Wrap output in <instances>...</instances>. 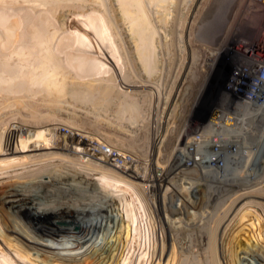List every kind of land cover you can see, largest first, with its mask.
I'll return each instance as SVG.
<instances>
[{
  "label": "rangeland",
  "instance_id": "obj_1",
  "mask_svg": "<svg viewBox=\"0 0 264 264\" xmlns=\"http://www.w3.org/2000/svg\"><path fill=\"white\" fill-rule=\"evenodd\" d=\"M121 1L136 2L133 3L136 6L140 4L138 7L141 6L142 15L146 16L148 30L143 31L145 34L142 33L137 38V45H134L136 41L134 42L129 24L123 23ZM151 1L106 0L107 5L103 0L26 1L21 22L30 18L38 27L32 34L34 36L30 35L31 39L30 36L28 38L30 51L27 52L24 64L21 66L18 61H9L10 65L2 72L0 148H18L21 152L18 155L30 153L32 156L30 159H13L15 162L10 164L8 171L0 173V254H3L0 255V264L7 260L9 264H35L33 253L38 250L36 247L29 250L26 240L32 235L38 236L39 233H51L58 229H66L67 234L78 235L79 241L85 235H89V238L97 229H102L103 234L107 233L104 241L109 243L99 245V253L102 249L106 251L101 259H106L111 249L113 253L116 249L115 257L108 259L105 264H118L119 260V264H209L212 262L210 247L205 239L199 237V233L204 229L209 231L210 228V231L215 228L212 232L218 235L230 234L226 240L228 245L225 264H264V211L251 210L250 205L254 201L257 203V200L264 203V146L259 154L263 164H257L255 155L253 161L247 157L240 162V167L239 164L234 166L243 170H239V178L235 180L237 184L222 192L223 195L220 193L215 200L217 203L212 205L213 208L205 202L209 199L199 198L201 204L198 209L188 205L186 194L189 189H197V181L191 179L197 178L198 173L190 172L189 176H182L175 170V165L172 166L176 152L174 146L185 140L184 132L204 99L203 94L205 96L209 72L203 70L202 66H209L206 62L209 54L204 46L216 48V36L219 41L222 35L221 41L226 44H232L238 37L254 36L263 19L264 3L261 0H159L165 2L163 8L160 4L146 8V3ZM97 12L104 15L97 19L99 30L94 28L95 33L88 35L84 23L91 16L99 15H96ZM81 17L83 22L79 19ZM210 23L213 24L208 29ZM126 27L131 30L126 32ZM239 32L244 34L240 35ZM4 48L2 44L0 52ZM17 51V44L9 45L7 61ZM77 67L85 79L72 80L69 77L70 71L75 72L73 69ZM15 80L16 84L13 85ZM69 87H75L76 92L71 88V92H74L69 91L68 95ZM88 92L95 96L88 95ZM84 93L90 96L89 99ZM75 97L79 100L74 99ZM13 125L24 128L21 136L26 139L23 144L18 140L16 143L14 136L11 137L10 129ZM71 132L85 142L93 138L100 143L114 145L120 151L128 152L145 162L148 165L146 167L150 187L141 191L143 200L134 199L136 204L133 203V208L132 201L126 196L124 201L128 205L120 208L121 211L109 206V215L104 218L102 225L98 224L96 217H85L92 224L86 221L83 229L76 223L78 218L84 220L82 216L85 212L82 208L74 211L76 214L81 213L77 218L70 216L72 212L68 215L62 211L57 215L47 208L44 209L43 203L64 191L75 195L68 198L69 200L80 199L79 202L92 206L93 210L94 205L100 201L96 197L105 195L104 192L110 191V184L116 181L114 176L113 179L98 178L99 175H94L92 169L79 167L91 163L86 159L73 160L77 156L75 152L67 153V150L58 148L47 149L37 144L42 140L41 143L45 145L62 146L67 144V136ZM47 139L49 142L45 141ZM41 150L59 151L57 156L65 162H58V159L48 163L46 160V163L30 162L35 160V152ZM10 156L13 157L11 154L5 157ZM243 165L247 167L244 168ZM248 177H260V180L254 185L248 184L244 181ZM206 181L210 180L203 179V183ZM123 184L121 182L112 187L127 195L131 188L128 184L126 187ZM200 187L206 186L201 184ZM224 189L225 187L222 188ZM33 202L36 206L30 205ZM237 202L242 206L246 204L244 214L236 213L235 209L239 205ZM38 205L43 207L38 210ZM256 212H259L258 215ZM118 213L121 218L116 226L108 216ZM254 222H257L259 229L254 227ZM255 234H258V238ZM165 236L176 239L172 242L174 245L179 238L187 236L191 247L180 252L172 243L165 246V243L162 244ZM259 236H262L261 239ZM166 247H169V252ZM84 254L88 258L93 257V254ZM119 255L122 256L121 259ZM142 261L145 262L141 263ZM95 264H100V260Z\"/></svg>",
  "mask_w": 264,
  "mask_h": 264
},
{
  "label": "bare ground",
  "instance_id": "obj_2",
  "mask_svg": "<svg viewBox=\"0 0 264 264\" xmlns=\"http://www.w3.org/2000/svg\"><path fill=\"white\" fill-rule=\"evenodd\" d=\"M26 1L27 0H0V46L3 44L4 45V51H1L0 52V86H1V81H2V72L8 67V65H10L9 64V61H15V62H17L18 61V63H19V65H23L24 64V60H25V58H27L26 57V55H27V52L28 51H30V49L28 48V47H30V43L28 44V38H29V36L31 35L32 37L34 36V35H32V34H34L35 33V31L37 30V27L38 26H36L35 24H33V20L32 19H24L22 22H21V16H22V13H23V8H24V6H25V4H26ZM129 1V0H128ZM141 1V0H140ZM163 1V0H162ZM103 2L107 5V3H106V0H103ZM107 2H108V0H107ZM116 2H118V1H116ZM143 2H144V0H143ZM66 3V2H65ZM120 2H118V4H119ZM133 3H135L136 4V2H133ZM132 2H127V3H124V2H122L121 1V6H122V10H121V13H122V19H123V23H126V24H129V27L132 29V32H133V36H134V42H135V44L134 45H137L136 43H137V38L140 36V35H142V33H144L145 32V30L147 31L148 29H147V26H148V23L146 24V16H144V15H142L143 13V10H141V6L140 7H138L139 5H135V4H133ZM139 3V2H138ZM137 3V4H138ZM163 3H165V2H163ZM163 3L161 2V1H159V0H152L151 2H147L146 4H148V5H146V8H147V6L148 7H150L151 5H155V4H160V7H162L163 8ZM250 3H252L251 1H250ZM64 4V3H63ZM142 4V3H141ZM37 5V4H36ZM65 5V4H64ZM115 5H117V3L115 4ZM40 6V5H39ZM38 6V7H39ZM120 6V7H121ZM164 6H166V5H164ZM249 6H251V5H249ZM37 7V6H36ZM66 7V6H65ZM119 7V6H118ZM158 7V6H157ZM167 7V6H166ZM254 7V6H253ZM94 8V7H93ZM101 8V7H100ZM152 8V7H151ZM161 8V9H162ZM106 9V8H105ZM153 9H155V8H153ZM98 10V9H97ZM101 9H99V11H100ZM164 10V9H163ZM162 10V11H163ZM252 10V9H251ZM254 10V9H253ZM78 11V10H77ZM90 11V10H89ZM101 11H103V9L101 10ZM150 11V10H149ZM165 11H166V9H165ZM71 12V11H70ZM87 12V11H86ZM160 12V11H159ZM175 12V11H174ZM35 13V12H34ZM90 13V12H89ZM92 13V12H91ZM164 13H167V12H164ZM97 14H99V15H97ZM103 14V13H102ZM70 15V14H69ZM96 15L97 16H91V19H89V21H85V23H84V25H85V27H86V30H87V33H88V35H91L92 33L94 34L95 33V31H94V28L96 29V30H99V22H98V20L97 19H99V18H102L101 16H104V15H101L100 14V12H97L96 13ZM109 15V14H108ZM75 16V15H74ZM78 16H80V15H78ZM77 16V17H78ZM85 16V15H84ZM89 16V15H88ZM165 16V15H164ZM164 16H163V19H164ZM86 17V16H85ZM160 17V16H159ZM169 17V16H168ZM209 17V16H208ZM31 18H33V17H31ZM165 18H166V16H165ZM82 22L84 21V19L81 17V18H79ZM97 20V21H96ZM124 20L126 21V22H124ZM159 20V19H158ZM168 20V19H167ZM105 21V20H104ZM23 23V24H22ZM208 23V22H207ZM259 23V22H258ZM103 24V23H102ZM211 24H213V23H210L209 24V27H207L208 29L210 28V25ZM101 25V24H100ZM108 25V24H107ZM127 26V25H126ZM163 26V25H162ZM79 27V26H78ZM104 27V26H103ZM129 27H126L127 28V30H126V32H129L128 31V29H130ZM212 27V26H211ZM146 28V29H145ZM105 29H106V25H105ZM130 29V30H131ZM108 30V29H107ZM151 30V29H150ZM144 31V32H143ZM106 32V31H105ZM131 32V31H130ZM162 32V31H161ZM236 32V31H235ZM217 33V32H216ZM102 34V33H101ZM126 34V33H125ZM128 34V33H127ZM145 34V33H144ZM221 34V33H220ZM131 35V34H130ZM150 35V34H149ZM31 36H30V39H31ZM73 36H76V35H73ZM112 36V35H111ZM132 36V35H131ZM130 36V37H131ZM222 36V35H221ZM220 36V37H221ZM8 37H10V39L8 38ZM130 37H128L129 39H130ZM189 37V36H188ZM219 37V41H217V38H218V36H216V40L214 41L215 43H217L216 45H217V47L215 48H209V47H207V46H204L205 47V51L207 52V54H209L208 56H209V60L208 61H206L207 63H211L210 62V60H212V58H216L217 56H221L223 53H226V52H228L229 51V48H230V45H231V42H228L227 44H226V42L224 43L223 41H221V38ZM125 38V37H124ZM98 39V38H97ZM126 39H127V37H126ZM129 39H128V41H129ZM145 39H148V38H145ZM94 40V39H93ZM150 40V39H149ZM223 40V39H222ZM30 41H32V40H30ZM89 41V40H88ZM87 41V43H89ZM127 41V40H126ZM127 41V42H128ZM217 41V42H216ZM124 42V41H123ZM131 41H129V43H130ZM129 43H128V45H129ZM132 43V42H131ZM143 43V42H142ZM151 43V42H150ZM11 44H17V46H18V51H17V53L15 52V54H14V56H11L10 58H9V60L7 61V57H8V54H7V49H8V46L9 45H11ZM31 44H32V42H31ZM144 44V43H143ZM89 45V44H88ZM88 45H86V46H88ZM91 45V44H90ZM132 45V44H131ZM145 45V44H144ZM96 46V45H95ZM89 47V46H88ZM111 47V46H110ZM132 47V46H131ZM134 47V46H133ZM144 47V46H143ZM93 48V47H92ZM136 48V47H135ZM17 49V48H16ZM137 49H139V48H137ZM144 49V48H143ZM90 50V49H89ZM93 50V49H92ZM94 50H95V48H94ZM132 50H133V48H132ZM99 51V50H98ZM130 51V50H129ZM137 51V50H136ZM139 51V50H138ZM151 51V50H150ZM176 51V50H175ZM194 51V50H193ZM192 51V52H193ZM114 52V51H113ZM220 52H223L222 54L220 53ZM31 53V52H30ZM29 53V54H30ZM138 54H139V52H137ZM145 53V52H144ZM221 55H220V54ZM148 54V53H147ZM162 54V53H161ZM193 55V54H192ZM90 56V55H89ZM144 56V55H143ZM146 56V55H145ZM207 56V57H208ZM29 57V56H28ZM94 57V56H93ZM137 57V56H136ZM192 58V57H191ZM89 59H90V57H89ZM94 59V58H93ZM95 60V59H94ZM128 60V59H127ZM144 62H145V60H144ZM92 63V62H91ZM142 63V62H141ZM147 63V62H146ZM176 64V63H175ZM91 65V64H90ZM141 65V64H140ZM89 66V65H88ZM92 66V65H91ZM142 66V65H141ZM80 67V66H79ZM79 67H77V68H74L73 70L75 71V72H71L70 71V73L68 74L69 75V77H72V80H73V78L75 79H81V78H83V79H85L84 77H83V74H81L80 73V71H79ZM93 67V66H92ZM106 68V67H105ZM72 70V71H73ZM86 70H87V68H86ZM207 70V69H206ZM131 73V72H130ZM68 75H67V77H68ZM144 75V74H143ZM87 76V75H86ZM101 76V75H100ZM99 76V77H100ZM104 76H105V73H104ZM98 77V78H99ZM88 79V78H87ZM16 81L17 80H15L14 81V83H13V85L14 84H16ZM79 81V80H78ZM95 84V83H94ZM97 85V84H96ZM205 85V84H204ZM84 87H86L85 85H83ZM12 87H14V86H12ZM72 87H69V90H68V92L70 91L71 92V89ZM94 88V87H93ZM74 89H75V87H74ZM73 88H72V90H74ZM83 90H84V88H83ZM82 90V91H83ZM86 90V89H85ZM84 90V91H85ZM100 90V89H99ZM75 91V90H74ZM73 91V92H74ZM83 91V92H84ZM67 92V93H68ZM70 92L68 93V95H70ZM73 92H71V93H73ZM76 92V91H75ZM82 92V93H83ZM89 94L88 95H91V93L90 92H88ZM85 94V93H84ZM83 94V95H84ZM76 95H77V93H76ZM75 94H74V96H76ZM78 96H80V95H78ZM85 96H86V94H85ZM91 96H95L94 94L93 95H91ZM81 97V96H80ZM87 98L88 97H90V96H86ZM92 98V97H91ZM74 99H78V98H74ZM82 99H84V97L82 98ZM89 99V98H88ZM94 99V98H93ZM79 100V99H78ZM95 100V99H94ZM89 101V100H88ZM23 130H24V128L23 127H21V126H17V125H13L12 127H11V129H10V135H11V137H13L14 136V140H16V143H17V140L18 141H20V143L21 144H23L24 142H25V139L26 138H24L23 136H21V134L23 133ZM12 132V133H11ZM185 133V132H184ZM13 134V135H12ZM68 142H67V144H63L62 146H55V147H52L51 146V144H42L41 142H42V140L40 141V142H37V144H39V145H41V147H47V149H51V148H58V149H64V150H67V153H68V151H72V152H75L76 153V157L73 159V160H75V159H81L82 161H83V159H86L87 161H89V163H91V164H89V165H87V166H79V167H87L88 169L90 168V169H92V171H94L93 173H94V175H97V177H98V175H99V177L98 178H104L105 179V177H108V178H112L113 179V176L116 178V181L114 180L112 183L113 184H110L111 186H110V191H108V192H104V194L105 195H103L102 197H101V195L100 196H98V197H96L98 200H100V201H98V203L96 204V205H94L95 207L93 208V210H92V206H90V205H88V204H82L81 202H79V200H77V199H73V200H69L70 198H72V196L74 195L72 192H70V193H66V192H64V191H59L61 194H59V193H57V195H61V196H58L57 197V195L55 196V195H53L55 198H51V200L50 201H46V203H43L42 205L44 206V209H48L49 211H51V212H53V213H56L57 215H59L60 214V212H65V214L66 213H68V215L69 214H71V212H72V214L70 215L71 217H73V215L75 216V218H77V217H79V216H81V213H79V214H76L74 211H76L78 208H80L79 210H81V208H82V210H83V212H85V214H83L84 216H82L83 218H84V220L83 221H81V220H79V218H78V220H77V222L76 223H78V224H80L81 225V229H83V227H84V224L86 223V221H87V223L90 221V223L89 224H92L91 222V220H89L88 221V219H85V217H87V218H91V217H96V218H98V224H100V225H102L103 224V221H104V218L107 216V215H109V212H108V210H107V208L109 207V206H113V209L114 208H117V210H118V208H119V211H121L120 210V208L122 209L123 208V206H127L128 205V203H127V201H124L125 200V197L127 196V197H129L130 198V201H132V206H133V208H134V205H133V203H135V202H133L134 201V199L135 200H143V197H142V193H141V191H144L145 189H147V187L149 186V184H148V181H149V178H148V176L149 175H146V174H144V172L146 173V171H147V169L148 168H145L146 166H148V165H146V166H144L143 167V170H142V174L140 175V174H136L137 176L136 177H134V173H133V175L132 174H130L129 172H132L131 170L129 171H124V172H119V171H117L116 169H114V168H111V167H109V166H107V164H105V162L103 163V160H102V158H101V156H103V155H101L100 154V150H99V143L100 142H98V140H95V139H93V138H89L86 142L83 140V139H79L78 137H76L75 136V134H74V132H71L68 136ZM75 138L77 139V140H75ZM44 140V139H43ZM75 140V141H74ZM183 140V139H182ZM181 140V141H182ZM45 141H48L49 142V139H47V140H45ZM80 142V143H79ZM26 144V143H25ZM31 146V145H30ZM109 146L110 147H112V148H115V149H117V150H120L119 148H117V147H114V145H110L109 144ZM261 147H263V146H261ZM261 147L259 148L260 150H261ZM16 148V147H15ZM25 148H26V145H25ZM24 149V148H23ZM19 149L17 148V149H12V148H0V173L2 174L3 173V171H4V173L5 172H7L8 171V168H10L9 166H10V164L12 163L13 164V162H15V160L14 161H12L13 159H22L23 160V158L25 159V158H28V159H30L31 158V154L29 153H27V154H23V155H18V153H21V152H19L18 151ZM34 150V149H33ZM36 150V149H35ZM259 151V150H258ZM256 152L255 154H254V156L256 157V159H257V164L258 163H260L261 162V155H259V154H261V152H262V150L261 151H259V152ZM24 152H25V149H24ZM27 152V151H26ZM63 152V151H62ZM59 153V151H51V150H49V151H38V152H35V154L33 155V157H35V160H31L30 162H34V161H44L45 162V160L47 161V163L48 162H53L54 160H57L58 159V162H59V160L63 163V162H65L64 160H62L61 159V157L60 156H57V155H59L58 154ZM9 154H11V155H13V157H5V156H8ZM71 154V153H70ZM14 155H16V156H14ZM73 155H75V154H73ZM5 157V158H1V157ZM248 158H250V156H247ZM247 157H240V158H237L235 161H234V164H235V167L239 164V167H240V162L241 161H243V160H245V159H247ZM136 160H138L139 162H140V160L139 159H137L136 157H134ZM251 159V158H250ZM176 160V159H175ZM174 160V161H175ZM254 160V157L251 159V161H253ZM1 161H2V163H1ZM26 161H27V159H26ZM29 161V160H28ZM250 161V162H251ZM25 162V161H24ZM24 162H22L23 163V165H26V164H24ZM263 162H264V159H263ZM26 163H28V162H26ZM46 163V162H45ZM107 163V162H106ZM262 163V162H261ZM40 164V163H39ZM43 164V163H42ZM50 164V163H49ZM69 164V162H67V165ZM98 164H100V165H98ZM146 163L144 162V164L143 165H145ZM246 164V163H245ZM263 164V163H262ZM261 164V165H262ZM63 165V164H62ZM66 165V166H67ZM251 165V164H250ZM65 166V165H64ZM70 166V165H69ZM99 166H101V167H99ZM241 166H242V164H241ZM255 166H257V165H255ZM243 167L244 168H246L244 165H243ZM40 168V167H39ZM62 168V167H61ZM64 168V167H63ZM243 168V169H244ZM249 168V167H248ZM44 169V168H43ZM130 169V168H129ZM160 169V168H159ZM242 169V168H241ZM240 168L238 169H236V168H233V167H230L229 169H225V168H222L221 170H219L220 171V173H218V171H207L206 169H204V170H200L199 169V167H198V169H195L196 171H197V173L198 174H196V176H197V178H192L191 179V181L192 180H194V181H197V183H196V190L195 189H189L190 191H189V193L188 194H186V197L188 198V199H186L187 201V203H188V205L189 206H191L192 207V205L193 206H195V208H199V206H200V204L201 203H199V200H203V199H209V201H206L205 200V202H207V203H209V204H211V206L212 205H214V204H216L217 202L215 201L216 199H217V196L221 193L222 194V192H225L227 189L229 190L230 189V187H232L235 183L237 184V182L235 181L237 178H239V175H238V173H239V170H241ZM252 169V167L250 168V170ZM79 170V169H78ZM81 170H83V171H85L84 169H81ZM102 170V171H101ZM163 170V169H162ZM241 171H243V170H241ZM248 171V170H247ZM88 172V171H87ZM264 172V171H263ZM89 173V172H88ZM245 173V172H244ZM254 173V172H253ZM85 174V173H84ZM87 174V173H86ZM149 174V173H148ZM162 174V173H161ZM195 174V173H194ZM242 174V173H241ZM256 174V173H255ZM259 174H261L260 172H259ZM101 175V176H100ZM181 175L182 176H189V173L188 172H182L181 173ZM252 175V174H251ZM254 175V174H253ZM264 175V174H263ZM262 175V176H263ZM86 176V175H85ZM132 176L134 177V178H136V179H133L132 178ZM242 176H245V175H242ZM247 176V175H246ZM261 176V175H260ZM192 177V176H191ZM194 177V176H193ZM97 178V179H98ZM114 178V179H115ZM200 178H202V179H200ZM244 178H246V177H244ZM258 178H260V177H253V178H247L246 180H244L245 181V183H250V184H256L259 180H258ZM96 179V178H95ZM199 179V180H198ZM203 179L204 180H206V179H209L210 181L208 182V181H206L205 183H203ZM134 180H137V181H134ZM100 181H101V179H100ZM103 181V180H102ZM185 181V180H184ZM244 181H243V183H244ZM121 182L122 183H124L123 185L125 186L126 184H128L129 186H130V188H131V191H130V193L129 194H127L126 195V193L124 192V193H121L120 191H118L115 187H112V185L113 186H115V184H116V186H117V184H121ZM178 182V181H177ZM179 183V182H178ZM49 184V183H48ZM174 184V183H173ZM201 184L202 185H204L205 184V186L206 187H200L201 186ZM176 185V184H175ZM227 186V187H226ZM126 187V186H125ZM150 187V186H149ZM223 187H225V189L224 190H222V188ZM262 188V187H261ZM260 188V189H261ZM101 188H99V190H100ZM129 189V188H128ZM263 189V188H262ZM58 190H60V189H58ZM115 190V191H114ZM258 190H259V188H258ZM264 190V189H263ZM49 191H50V188H49ZM49 191H46V192H49ZM65 191H67V190H65ZM106 191V190H105ZM146 191V190H145ZM44 192V191H43ZM51 192V191H50ZM90 192V191H89ZM136 192H137V194H136ZM203 192H204V194H203ZM230 192V191H229ZM66 193V194H65ZM229 194V193H228ZM228 194H226V195H228ZM261 194V193H260ZM45 195H46V193H45ZM204 195V196H203ZM223 195V194H222ZM244 195V194H243ZM44 196V195H43ZM75 196V195H74ZM96 196H97V193H96ZM231 196V195H230ZM229 196V197H230ZM262 196V195H261ZM238 197V196H237ZM242 197V196H241ZM249 197V196H248ZM48 198H50V197H48ZM69 198V199H68ZM77 198V197H76ZM95 198V199H96ZM200 198V199H199ZM243 198V197H242ZM254 198V197H253ZM85 199H86V197H85ZM95 199H93V200H95ZM194 199V200H193ZM199 199V200H198ZM223 199V198H222ZM230 199H232V198H230ZM252 199V198H251ZM251 199H249V200H251ZM256 199V198H255ZM233 200V199H232ZM254 200V199H253ZM41 201V200H40ZM64 201V202H63ZM92 201V200H91ZM191 201H192V203H191ZM215 201V202H214ZM221 201V200H220ZM242 201V200H241ZM246 201H248L247 199H246ZM214 202V203H213ZM222 202V201H221ZM240 202V201H239ZM245 202V201H244ZM255 202V201H254ZM251 203L250 205H252V209L251 210H259L260 212L261 211H264V203H259L258 202V200L256 201L257 203ZM213 203V204H212ZM238 203V202H237ZM241 203V202H240ZM245 203H247V202H245ZM136 204V203H135ZM239 204V203H238ZM241 204H243V203H241ZM248 204V203H247ZM30 205L31 206H33L34 205V202L33 203H30ZM42 205H38V210H39V208H41V206ZM166 205V204H165ZM218 205V204H217ZM217 205L215 206L216 208H217ZM246 205V204H245ZM34 206H36V205H34ZM42 206V207H43ZM188 206V207H189ZM202 207H204V205L202 204ZM250 207V206H249ZM110 208H112V207H110ZM190 208V207H189ZM197 208V209H198ZM209 208V207H208ZM212 208H213V206H212ZM248 208V207H247ZM112 209V210H113ZM202 209V208H201ZM218 209V208H217ZM71 210V211H70ZM226 210V209H225ZM228 210V209H227ZM247 210V209H246ZM182 211V210H181ZM193 211V210H192ZM215 211V210H214ZM38 212V211H37ZM82 212V213H83ZM164 212V211H163ZM230 212V211H229ZM167 213H169V212H167ZM177 213V212H176ZM190 213V212H189ZM236 213H238V214H241V213H243V211H242V209L240 210V209H238L237 211H236ZM62 214V213H61ZM120 213H118L117 215H113V214H111L110 216H108V217H110L111 218V220H112V224L113 223H115L116 224V226H118L119 225V219L121 218V215H119ZM214 214V213H213ZM223 214V213H222ZM228 214V213H227ZM263 214V213H262ZM171 215V214H170ZM169 216V215H168ZM226 217H227V215H226ZM243 216H241V218H242ZM165 218V217H164ZM101 219V220H100ZM166 219V218H165ZM167 219H168V217H167ZM243 219V218H242ZM72 220V219H71ZM170 220V219H169ZM81 221V223H79ZM187 222V221H186ZM258 223H259V221H258ZM118 224V225H117ZM253 225H254V227L256 226L257 227V222H254L253 223ZM259 225V224H258ZM113 226V225H112ZM264 226V225H263ZM262 226V227H263ZM215 229V228H214ZM214 229L212 230V231H214ZM246 229V228H245ZM255 229V228H254ZM256 229H259V227H257ZM39 230V229H38ZM70 230V229H69ZM89 230V229H88ZM96 230V229H95ZM102 229H97V231H96V233H98L97 235H96V233L95 234H93V235H91L89 238L87 237V236H89V235H85V238L83 237V239H81V241H79V236L78 235H73L72 233H68L67 234V231H66V229L65 230H62V229H58V230H56L55 232H51V233H49V232H43L42 234L41 233H39L38 234V236H31V238H29V240H26V242L25 243H27L28 244V249L29 248H33V247H36L37 248V253L36 252H34L33 254L31 253V251H29V250H27L28 251V253L31 255H33V256H35V258H34V260H36V261H34L35 262V264H88L89 262V264H91V263H94L95 264V262H97L98 260H100V264H105V262L108 260V259H110V260H112V258H114L115 256L114 255H116L115 254V252H116V249L114 250V253H113V250L111 249V254L109 253V255H107V258L106 259H101V256L102 257H104L105 255H104V253L106 254V251H103V249L101 250V253H99L100 252V250H99V245L100 244H102V245H104V244H106L108 241L106 240V241H104V237L106 238V236H107V233H105V234H103V232L101 231ZM167 230V229H166ZM175 230V229H174ZM176 230H178V229H176ZM193 230V229H192ZM202 230V229H201ZM210 230H211V228H210ZM207 231V230H203L202 232H200L199 233V237L200 238H202V239H205V242L207 243V246L208 247H210V259L212 260V262L211 263H209V264H225L226 262H225V255H226V252H227V250H226V247H227V245H226V243L228 242V241H226L228 238H229V236H230V234H226L225 236H224V234H222V235H218L216 232H212V231ZM217 230V229H216ZM218 231V230H217ZM260 231V230H259ZM183 232V231H182ZM193 232V231H192ZM225 232V231H224ZM227 232V231H226ZM256 232H258L257 230H256ZM57 233V234H56ZM222 232H220V234H221ZM194 234V233H193ZM259 234V233H258ZM258 234H255L256 236L258 235ZM167 236V235H166ZM166 236L163 238L164 240V242L162 241V244L163 243H165V246L167 245V246H170L169 244L170 243H172L173 241H176V239H172V238H166ZM263 236H264V234H263ZM82 237V236H81ZM170 237H172V236H170ZM260 237V236H259ZM262 237V236H261ZM261 237H260V239H261ZM257 238H258V236H257ZM262 238H264V237H262ZM191 239V238H190ZM201 239V240H202ZM12 240V239H11ZM232 240V239H231ZM104 241V242H103ZM260 241V240H259ZM2 242V241H1ZM15 242V241H14ZM24 242V241H23ZM113 242V241H112ZM7 243V242H6ZM109 243V242H108ZM201 243V242H200ZM204 243V242H203ZM10 244V243H9ZM135 244V243H134ZM173 244V247L174 248H176V250H178V251H182V249H186V248H189V247H191L190 246V243H189V238H187V236H184V238H179L178 239V242H176V246L174 245V243H172ZM110 245V244H109ZM193 245V244H192ZM71 247H73V249H69V248H71ZM124 247V246H123ZM172 247V248H173ZM194 247V246H193ZM26 248V247H25ZM164 248V247H163ZM167 248V252H169V247H166ZM171 248V247H170ZM229 248V247H228ZM83 249H86V250H83ZM110 249V248H109ZM119 249H121V248H119ZM203 250V249H202ZM230 250V249H229ZM26 251V252H27ZM83 251V252H82ZM262 251V250H261ZM33 252V251H32ZM84 252L85 253H89V254H93V257H87L85 254H84ZM165 252V251H164ZM192 252V251H191ZM95 253V254H94ZM123 253V252H122ZM127 253V252H126ZM2 254V253H1ZM0 254V255H1ZM146 254V253H145ZM187 254V253H186ZM208 254V253H207ZM3 255V254H2ZM37 255V256H36ZM135 255V254H134ZM230 255V254H229ZM118 256V255H117ZM117 256H116V259H117ZM147 256V255H146ZM145 256V257H146ZM151 256V255H150ZM168 256H171V255H168ZM204 256V255H203ZM227 256V255H226ZM86 257V258H85ZM4 258V257H3ZM2 258V259H3ZM94 258L96 259L97 258V260H95L94 261ZM122 258V256L120 257V255H119V259H121ZM124 258V257H123ZM6 259V258H5ZM10 259V258H9ZM17 259V258H16ZM209 259V260H210ZM1 260V259H0ZM4 260V259H3ZM14 260V259H13ZM23 260H24V258H23ZM118 260V259H117ZM135 260L136 259H134V261L133 262H135ZM9 260H7V262L6 263H4V264H9V262H8ZM126 261V260H125ZM207 261V260H206ZM228 261V260H227ZM3 262H5V261H3ZM18 262V261H17ZM16 262V263H17ZM20 262V261H19ZM33 262V261H32ZM119 262H120V260L117 262L118 264H119ZM130 262V261H129ZM145 261H142L141 263H144ZM260 262V261H259ZM109 263V262H108ZM107 263V264H108ZM10 264H15V263H10ZM23 264V263H22ZM114 264H116V263H114ZM125 264V263H124ZM252 264V263H251Z\"/></svg>",
  "mask_w": 264,
  "mask_h": 264
},
{
  "label": "built area",
  "instance_id": "obj_3",
  "mask_svg": "<svg viewBox=\"0 0 264 264\" xmlns=\"http://www.w3.org/2000/svg\"><path fill=\"white\" fill-rule=\"evenodd\" d=\"M255 32L234 39L228 52L202 66L209 72L205 96L186 128L185 140L174 146L177 157L172 166L177 172L196 174L199 167L220 173L222 168H234L237 158L252 159L264 146V15ZM99 150L103 163L119 172L131 170L136 177L146 166L107 144L99 143ZM245 206H237L241 214Z\"/></svg>",
  "mask_w": 264,
  "mask_h": 264
}]
</instances>
